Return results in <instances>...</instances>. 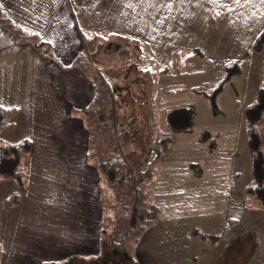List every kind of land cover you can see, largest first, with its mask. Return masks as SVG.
<instances>
[{
  "label": "crops",
  "instance_id": "obj_1",
  "mask_svg": "<svg viewBox=\"0 0 264 264\" xmlns=\"http://www.w3.org/2000/svg\"><path fill=\"white\" fill-rule=\"evenodd\" d=\"M0 7L49 42L55 56L15 41L0 24V105L16 108L0 138L33 142L26 188L0 180V264L121 262L102 247L99 175L86 158L84 108L96 89L74 64L81 55L97 58L106 81L117 83L123 106L127 99L138 102L137 91L125 85L128 75L121 81L112 74V40L128 43L127 71L133 66L151 80L145 118L153 139L146 151L154 150L147 162L150 196L159 207L157 222L125 249L135 255L124 259L264 264V205H246L244 194L251 180L244 108L262 80L264 42L260 50L256 44L264 41V0H0ZM230 62L240 72L214 112L192 88L222 78ZM183 104L194 107L192 125L171 131L166 110ZM168 130V150L155 155L159 134ZM259 130L264 150V120ZM14 193L19 201L9 202ZM194 229L217 239H201Z\"/></svg>",
  "mask_w": 264,
  "mask_h": 264
},
{
  "label": "trees",
  "instance_id": "obj_2",
  "mask_svg": "<svg viewBox=\"0 0 264 264\" xmlns=\"http://www.w3.org/2000/svg\"><path fill=\"white\" fill-rule=\"evenodd\" d=\"M0 24L9 30L15 41H30L42 55L55 58L49 42L41 39L36 33L19 27L1 7ZM263 42V39L258 40L256 48L263 49L261 47ZM121 45L124 46L119 41L108 42L107 47L110 50L107 53L110 55L111 47L115 46L119 49ZM74 64L79 65L90 75L96 89L92 102L84 110L88 131L86 158L88 162L94 164L99 175L102 247L110 251L116 249L123 252L131 243L137 241L142 231L157 222L159 215V207L145 188L146 183L149 184L153 176L150 165L141 158L142 154L140 156L136 154L135 158H130L123 148L126 136L141 130V127L132 125L134 122L138 124L141 119L135 117L138 116L137 112L133 114L132 120L122 113L124 109L122 102L108 87L100 67L95 68L98 64L92 57L81 55ZM239 72L240 66L236 62L226 63L222 78L213 82H203L194 86L192 91L203 97L212 111H218L220 94L229 80ZM135 79L144 87L147 82L148 90L151 80L147 74H133L131 81L134 82ZM136 86L139 87V85ZM141 91L145 94L143 89ZM135 106L134 111H136ZM15 112V107L0 105V131L13 125ZM193 113L194 107L190 104L167 109L164 116L165 124L171 131L188 130L193 122ZM262 120H264V53L262 80L255 99L244 108L247 146L251 157V180L244 188L245 203L248 206L253 205V200L264 205V150L259 130V123ZM128 125H132V128ZM169 130L159 134L155 155L168 150L172 141ZM32 151L33 142L28 138L17 142H6L0 138V180L10 178L19 188H26L28 159ZM17 198V193H14L9 197V202H18ZM193 232L206 241L214 242L217 239L216 234L200 232L196 229ZM1 254L0 246V259Z\"/></svg>",
  "mask_w": 264,
  "mask_h": 264
},
{
  "label": "rangeland",
  "instance_id": "obj_3",
  "mask_svg": "<svg viewBox=\"0 0 264 264\" xmlns=\"http://www.w3.org/2000/svg\"><path fill=\"white\" fill-rule=\"evenodd\" d=\"M122 41H120V42H122ZM123 43H125L126 49L123 48L122 45L119 47V49H118V47L116 48L115 46L111 47V54L108 56V58L110 59L112 74L117 76L118 78L120 77L121 81H123L122 77H123L124 73H125V76L128 75V78H130V79L125 81V85H128L132 89H135L137 91V92H134V94H133L135 97L139 96L143 99L142 100L139 98L138 99L139 101L136 103L127 99L128 100V104H127L128 106H123L124 109H122V113H124L128 119L131 118V120H132V118H133L132 115L135 114V111L133 110L134 105H136V108H137L136 112L138 113V116L140 115L139 117H142V119L139 120L138 124L136 122H134L132 124V125H137L138 128L141 127V130L139 129L140 131L136 134H130V135L126 136V143H123V148H124L125 153L128 152V156L130 158H135L136 154H138V151H137L138 148L141 147L143 149L142 151L145 152V156L147 157L146 161H147L150 157L154 159V150L152 153H150L149 151H146V149L149 147V144L152 142V139H153V138H151L150 134L148 133L149 129H148V127H146L147 123H146V118H145V114H146L145 112H146L147 105H148V103L146 102V98L148 97L149 91L151 89V84L149 85L148 90H147V85H148L147 82H146V85L144 87L143 85H140L141 83L136 79L135 80L137 82L134 81L135 83L133 81H131L133 74H136V73L137 74H144V73L143 72L141 73L139 71H135V68H133V66H128L129 72L127 71V63L126 62H129V60H128L129 57H128V53H127L128 43L126 41H123ZM92 59L94 60V62L96 64L98 63L97 58L95 59L92 57ZM97 66L98 65H96L95 68H97ZM129 73H131V74H129ZM142 77L145 78V76H142ZM107 84H108V87H110V89L113 90V92L115 93V96L119 99V101L122 102L121 101L122 99H120L117 96L119 93V88L114 87V85H116L117 83H107ZM135 85H139V87H137L139 90L135 87ZM141 89H143V92H144V90H147V92L146 91L144 92L145 95L142 93ZM141 100H142V102H141ZM132 125H128V126L132 128ZM151 149H152V146L148 150H151ZM152 169H153V166L151 165V170ZM150 187H151V184L146 183L145 188L149 192L151 191ZM152 195H153V200H154V194H152ZM110 254H111L110 256L112 257L111 259H114V257H116V256H117V258L121 256V258H119L121 260V262L114 261V262H111L109 264H135L133 260H130V259L125 260L123 257L126 254L127 255L128 254L135 255L132 253V251L128 252L127 250H125V253H124V251L121 252V251H117L116 249H112Z\"/></svg>",
  "mask_w": 264,
  "mask_h": 264
}]
</instances>
